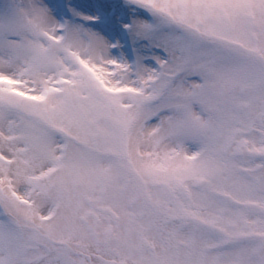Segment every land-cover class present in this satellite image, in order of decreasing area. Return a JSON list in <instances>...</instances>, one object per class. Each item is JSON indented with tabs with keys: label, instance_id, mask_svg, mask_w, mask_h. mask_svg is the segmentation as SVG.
Here are the masks:
<instances>
[{
	"label": "snow or ice",
	"instance_id": "snow-or-ice-1",
	"mask_svg": "<svg viewBox=\"0 0 264 264\" xmlns=\"http://www.w3.org/2000/svg\"><path fill=\"white\" fill-rule=\"evenodd\" d=\"M0 264H264V0H0Z\"/></svg>",
	"mask_w": 264,
	"mask_h": 264
}]
</instances>
